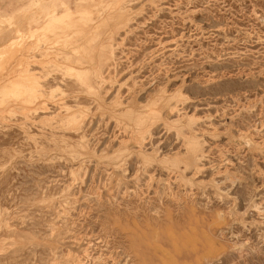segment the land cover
I'll list each match as a JSON object with an SVG mask.
<instances>
[{
	"label": "rangeland",
	"instance_id": "obj_1",
	"mask_svg": "<svg viewBox=\"0 0 264 264\" xmlns=\"http://www.w3.org/2000/svg\"><path fill=\"white\" fill-rule=\"evenodd\" d=\"M0 264H264V0H0Z\"/></svg>",
	"mask_w": 264,
	"mask_h": 264
},
{
	"label": "crops",
	"instance_id": "obj_2",
	"mask_svg": "<svg viewBox=\"0 0 264 264\" xmlns=\"http://www.w3.org/2000/svg\"><path fill=\"white\" fill-rule=\"evenodd\" d=\"M70 15H71V11H70V9L66 8V10L64 11V13H62V14H60V15H55V16H57V18H61V17H66V18H68V17H70ZM18 32H21V31L18 30Z\"/></svg>",
	"mask_w": 264,
	"mask_h": 264
},
{
	"label": "bare ground",
	"instance_id": "obj_3",
	"mask_svg": "<svg viewBox=\"0 0 264 264\" xmlns=\"http://www.w3.org/2000/svg\"><path fill=\"white\" fill-rule=\"evenodd\" d=\"M18 49V48H17ZM23 49V48H22ZM13 82V81H12ZM15 82V81H14ZM25 84V83H24ZM17 85H18V83H17ZM10 88V87H9ZM35 90V89H34ZM136 138V137H135ZM249 143V142H248ZM194 161V160H193ZM189 167V166H188Z\"/></svg>",
	"mask_w": 264,
	"mask_h": 264
}]
</instances>
